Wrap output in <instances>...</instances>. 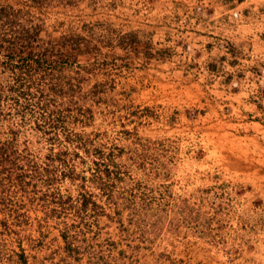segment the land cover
<instances>
[{
    "label": "rangeland",
    "instance_id": "obj_1",
    "mask_svg": "<svg viewBox=\"0 0 264 264\" xmlns=\"http://www.w3.org/2000/svg\"><path fill=\"white\" fill-rule=\"evenodd\" d=\"M261 2L0 0V149L40 172L0 185V264H264L260 100L207 41Z\"/></svg>",
    "mask_w": 264,
    "mask_h": 264
},
{
    "label": "crops",
    "instance_id": "obj_2",
    "mask_svg": "<svg viewBox=\"0 0 264 264\" xmlns=\"http://www.w3.org/2000/svg\"><path fill=\"white\" fill-rule=\"evenodd\" d=\"M259 1H262L260 3L261 11H240L237 18L232 16L231 12H229L231 10L222 12L221 14L219 13V15H223V18H227L228 22L231 23L232 21V24L230 25L228 22L225 23L224 19H221L219 25L225 28V36L220 35L217 31L210 32L211 36H209V40L207 41L215 45L221 43L223 46V49H217V51L219 50V54L217 56L215 55L218 65L222 64L223 67L225 66L233 69L241 65L240 61H244V63H246L244 65L249 68L245 71L246 78L249 75L250 77L252 76L248 81L249 83H247L249 88L224 93L223 97L229 99L237 98V101L233 105L234 108L232 107L231 109L232 111L242 108L240 107L242 100H260V104L257 102V104H259V107H257L258 109L254 106L251 108V112L255 110V113L257 112L255 115H260V118H258L259 120L252 121V124L262 133L260 136L261 142L259 149L262 158L258 160L264 163V79H262L264 78V0H251V3H259ZM255 7L256 6H254V8ZM250 8L253 9L251 6ZM242 13H245V16L242 17ZM210 15H212V13H209V16ZM199 18L202 19L204 17ZM238 56H243V58ZM254 75L260 77L254 78ZM225 76H232L231 72L225 74ZM243 113L244 112L240 111V114ZM244 114L247 115L248 113ZM260 196L264 203V190H261Z\"/></svg>",
    "mask_w": 264,
    "mask_h": 264
},
{
    "label": "trees",
    "instance_id": "obj_3",
    "mask_svg": "<svg viewBox=\"0 0 264 264\" xmlns=\"http://www.w3.org/2000/svg\"><path fill=\"white\" fill-rule=\"evenodd\" d=\"M11 44V46H8V50L14 52L16 51V45L14 42H9ZM29 44L31 43V41L29 40L28 42ZM32 49L29 50V53L31 54ZM0 101H1V96H0ZM9 157H11V155L9 153H6V151H3L2 149H0V185L1 186H5V182H7L6 184L12 185L13 182H15V184L19 185V187L21 189H24L26 187V184H32L31 182L29 183V181H25L24 179L26 178V176L28 175L29 177H34L37 175V173L40 174V172L38 171H31V170H27L24 168H18L17 166H15V160L14 157L12 158V160H9ZM8 162L6 164V162ZM10 163V164H9ZM46 173H48V175L52 176V174L54 175V173H56L54 170H45ZM74 173L73 169H70L68 171L65 172V170H62V176L63 177H72L71 175ZM47 186L51 185L52 181L51 179L47 180ZM7 186V187H9ZM33 187L37 186V182L32 184ZM3 192L5 190H2ZM87 203L86 200L82 201V206H85Z\"/></svg>",
    "mask_w": 264,
    "mask_h": 264
}]
</instances>
